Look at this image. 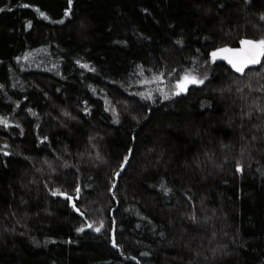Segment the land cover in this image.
Segmentation results:
<instances>
[{
    "label": "trees",
    "instance_id": "1",
    "mask_svg": "<svg viewBox=\"0 0 264 264\" xmlns=\"http://www.w3.org/2000/svg\"><path fill=\"white\" fill-rule=\"evenodd\" d=\"M0 9V264H264V65L204 64L264 0Z\"/></svg>",
    "mask_w": 264,
    "mask_h": 264
},
{
    "label": "snow or ice",
    "instance_id": "2",
    "mask_svg": "<svg viewBox=\"0 0 264 264\" xmlns=\"http://www.w3.org/2000/svg\"><path fill=\"white\" fill-rule=\"evenodd\" d=\"M72 0H69V3H71ZM0 11H3V9H0ZM66 12L71 15V9H66ZM41 15H45L43 12H41ZM261 20H264V14H261L260 17ZM63 23V21H60ZM31 21L28 22L29 27H31ZM217 59H223L227 60V62L232 66L233 69L236 70L238 73H245V70L251 66V65H264V37L259 38H243L239 40V47H231L229 45H224L223 47L214 48L211 53L209 54V59L204 61V64L207 65L209 62L215 63ZM79 63V61H78ZM87 67V65H85ZM95 69H93L94 71ZM182 71V75L178 77L175 80L174 88H173V94H180V93H186L189 90L190 85H202L205 83V80L208 79L207 74L201 76L199 75L196 70H188V71ZM164 78V73L161 72L158 74V79L162 80ZM261 92H264V88L259 89ZM242 91V90H241ZM141 97L144 99H153L152 93L148 92L147 95L144 93H139ZM164 98L168 99V95L165 93ZM153 102L154 99H153ZM87 103V102H85ZM261 112H264V107H262ZM86 112L89 111V109H85ZM35 115V113H33ZM65 115H69L68 113H65ZM118 115V114H117ZM249 118H251V113H247ZM7 121L4 117H0V124H6ZM135 137H133L134 139ZM43 139H47V137H44ZM132 156V149H128L127 154L124 155L119 168L114 172V175L116 177H119L121 175V172L125 169V166L128 165L130 157ZM237 169L240 172H243L244 166L243 164H237ZM163 187V185H162ZM168 192H171L172 190L170 188L165 189ZM75 193L79 195L81 189L80 186H77L74 189ZM59 193L60 195H67L66 192L60 191L57 189L53 194ZM73 207H75V203H73ZM79 211V208L76 209ZM195 219V217H193ZM88 227H91V225H88ZM83 228L77 229V231H83ZM96 231H100V228H96ZM113 244H115L117 247H120V245L116 244L115 237H113L112 240Z\"/></svg>",
    "mask_w": 264,
    "mask_h": 264
},
{
    "label": "water",
    "instance_id": "3",
    "mask_svg": "<svg viewBox=\"0 0 264 264\" xmlns=\"http://www.w3.org/2000/svg\"><path fill=\"white\" fill-rule=\"evenodd\" d=\"M221 61H223V62H226L227 64H228V66H230L231 68H232V66L227 62V60H223V59H217V61L216 62H221ZM252 66H254V65H251V66H249L248 68H250V67H252ZM247 68V69H248ZM233 69V68H232ZM246 69V70H247ZM235 72H236V70L235 69H233ZM238 73V72H237Z\"/></svg>",
    "mask_w": 264,
    "mask_h": 264
},
{
    "label": "rangeland",
    "instance_id": "4",
    "mask_svg": "<svg viewBox=\"0 0 264 264\" xmlns=\"http://www.w3.org/2000/svg\"><path fill=\"white\" fill-rule=\"evenodd\" d=\"M184 94V93H183Z\"/></svg>",
    "mask_w": 264,
    "mask_h": 264
}]
</instances>
